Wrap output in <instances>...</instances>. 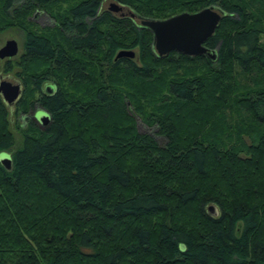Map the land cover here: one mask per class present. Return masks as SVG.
I'll use <instances>...</instances> for the list:
<instances>
[{
	"label": "trees",
	"instance_id": "trees-1",
	"mask_svg": "<svg viewBox=\"0 0 264 264\" xmlns=\"http://www.w3.org/2000/svg\"><path fill=\"white\" fill-rule=\"evenodd\" d=\"M52 1L4 0L2 15L23 21ZM101 1L54 17L62 43L23 34L13 64L49 75H30L37 97L16 104L49 121L28 119L15 144L0 97V264H264V0H116L140 18L212 6L213 61L157 56L149 29Z\"/></svg>",
	"mask_w": 264,
	"mask_h": 264
},
{
	"label": "water",
	"instance_id": "water-1",
	"mask_svg": "<svg viewBox=\"0 0 264 264\" xmlns=\"http://www.w3.org/2000/svg\"><path fill=\"white\" fill-rule=\"evenodd\" d=\"M113 7V6H112ZM125 8L121 4L113 7V15L124 16ZM221 12L212 6H207L194 12H180L165 18L134 17L139 25L150 30L152 35V48L157 56L166 55L170 51L187 56L204 55L207 59L215 60V49L207 48L203 43L213 34L217 26ZM17 53V43L13 38H6L0 47V59L11 58ZM117 56L135 58L132 50H120ZM45 90L48 89L45 87ZM20 87L16 80L4 78L0 81V95L7 104L18 99ZM37 123L41 126L47 124L49 115L40 109L35 115ZM0 164L4 168L10 166V155L0 152ZM210 214L216 211L212 205L208 206Z\"/></svg>",
	"mask_w": 264,
	"mask_h": 264
},
{
	"label": "rangeland",
	"instance_id": "rangeland-1",
	"mask_svg": "<svg viewBox=\"0 0 264 264\" xmlns=\"http://www.w3.org/2000/svg\"><path fill=\"white\" fill-rule=\"evenodd\" d=\"M3 2H4V0H0V47L3 45L4 40L6 38H13L17 43V53H16V55H14L11 58L0 59V81H1V79H4V78H12V79L16 80L20 85L21 92H20L18 99L15 100L11 105H8L5 103V108H6V112H7L8 130L12 134L15 144H18V142L20 140L21 132L23 130H25L26 127L29 125V121H28V119H30L29 116H32L35 111H37L41 108L35 105V108L31 112H28V109L26 111L25 110L26 108H23V109L20 108L21 105H19L17 107L16 103L22 97H23V101L25 100V101H27V103L30 101H34V99L37 97L38 93H37V91L33 90L32 84H31V79L37 78L40 75L41 76L42 75H49V74H46L47 73L46 69L44 70L43 66L40 67L38 65H33V64H36V63H34L35 61H33V60H29L28 67L25 69V71L27 72L26 75L21 74L22 73L21 67L17 66L16 64H13L14 61L18 60V58L22 52L23 34L25 31L35 32L38 34L43 33L46 35L54 34L53 38H55V41L57 43H62V40L60 39V36L58 35V33L56 36L55 31L57 30V28L55 29L53 27V23L55 21L54 17L55 16L56 17H59V16L62 17L64 15V13L66 12V10L72 4H74V2H76V0H54L50 3H48L45 9L38 10L34 13H29L28 15L26 14L23 17V19H24L23 21L18 20L17 22H14L15 18H12V21H13L12 22L8 17L6 18V16L2 15L1 8H2ZM116 4H120V3L117 2L116 0H102L101 4H100L101 10H107L108 12L113 14V7ZM121 5L125 8L124 16L131 17L132 19H134V21L136 23H139L138 19L134 17V14L130 11V9H128L123 4H121ZM89 22H90V19L87 20V24H89ZM263 39H264V36L261 37V41ZM6 60H9L10 62H12V64L10 65V67L8 69L6 68L7 66L5 65ZM36 68L38 70H35ZM165 69H166V72H167V75L169 78L175 77L173 74H171L172 72H175V71H172L170 68H165ZM192 72L195 75H197L198 70H192ZM30 75H35V77L29 79ZM46 83H51L53 85L52 91L55 90L56 84L53 80L47 79L43 83H41L42 85L41 84L40 85L44 86V84H46ZM63 88L65 90L71 89V87H69L67 85H63ZM129 112L134 118L135 125H136V128L138 131L149 133L150 135H152L154 137V139L158 143H163L164 140L162 139V136L158 135L155 132L156 128L154 126L145 124L144 121L142 120L141 115L137 114L135 110L132 111L130 109ZM35 124H37V123L35 122ZM18 128H20V130ZM209 205H211V204H209ZM208 206H207V208H208ZM212 206L214 207L215 211L218 212V209L214 205H212ZM207 212L209 213L208 209H207Z\"/></svg>",
	"mask_w": 264,
	"mask_h": 264
},
{
	"label": "flooded vegetation",
	"instance_id": "flooded-vegetation-1",
	"mask_svg": "<svg viewBox=\"0 0 264 264\" xmlns=\"http://www.w3.org/2000/svg\"><path fill=\"white\" fill-rule=\"evenodd\" d=\"M37 11V10H36ZM35 11V12H36ZM34 13V12H33ZM44 82V81H43ZM42 82V83H43ZM18 83V82H17ZM19 84V83H18ZM42 85V84H41ZM40 85V87H39V91L41 92V93H43V94H50V93H52V92H54V91H52V89H53V85L51 84V83H46V84H44V86H41ZM19 87H20V85H19ZM45 87L48 89V91H46L45 90ZM20 92H21V89H20ZM19 95H20V93H19ZM0 97H1V95H0ZM1 99H2V97H1ZM2 101H3V99H2ZM3 103L5 104V102L3 101ZM7 104V103H6ZM12 104V103H11ZM11 104H8V105H11ZM35 108V105L33 104V106L31 107V108H28V112H31L33 109ZM40 110V109H39ZM39 110H37V111H35L34 113H33V115L32 116H29V118L30 119H32V120H34L36 123H37V121H36V119L34 118V115L39 111ZM43 110V109H42ZM45 111V110H44ZM46 112V111H45ZM48 114V113H47ZM38 124V123H37ZM39 125V124H38ZM39 126H41V125H39ZM44 126V125H43Z\"/></svg>",
	"mask_w": 264,
	"mask_h": 264
}]
</instances>
